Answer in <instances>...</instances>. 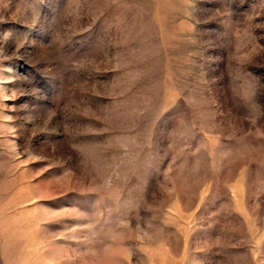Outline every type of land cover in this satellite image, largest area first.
<instances>
[{
    "label": "rangeland",
    "instance_id": "1",
    "mask_svg": "<svg viewBox=\"0 0 264 264\" xmlns=\"http://www.w3.org/2000/svg\"><path fill=\"white\" fill-rule=\"evenodd\" d=\"M0 264H264V0H0Z\"/></svg>",
    "mask_w": 264,
    "mask_h": 264
}]
</instances>
